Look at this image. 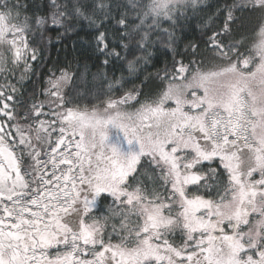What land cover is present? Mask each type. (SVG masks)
<instances>
[{
  "label": "snow or ice",
  "instance_id": "obj_1",
  "mask_svg": "<svg viewBox=\"0 0 264 264\" xmlns=\"http://www.w3.org/2000/svg\"><path fill=\"white\" fill-rule=\"evenodd\" d=\"M0 264H264V0H0Z\"/></svg>",
  "mask_w": 264,
  "mask_h": 264
},
{
  "label": "trees",
  "instance_id": "obj_2",
  "mask_svg": "<svg viewBox=\"0 0 264 264\" xmlns=\"http://www.w3.org/2000/svg\"><path fill=\"white\" fill-rule=\"evenodd\" d=\"M185 37V43H200L201 49H203L204 45L202 41L206 39V37L202 36L201 30L197 27V25L193 24V30L185 29L184 33ZM85 39L84 34L82 33L80 37H73L71 40L66 41V44L58 45L56 47H53L50 50V54L52 57L51 61H48V67L52 66V61H55L57 58L62 61L66 62L67 59L76 60H90L91 63H95L93 54L87 50L86 45H81L80 41ZM87 39H91V37H87ZM258 36L255 33L250 34V41L255 43L257 42ZM76 42L75 51H73V42ZM183 47V45H182ZM47 68H42L40 71L47 72ZM95 71V69H92ZM33 86H35L37 89L39 88V85H34V83L27 84V92L30 93Z\"/></svg>",
  "mask_w": 264,
  "mask_h": 264
},
{
  "label": "rangeland",
  "instance_id": "obj_3",
  "mask_svg": "<svg viewBox=\"0 0 264 264\" xmlns=\"http://www.w3.org/2000/svg\"><path fill=\"white\" fill-rule=\"evenodd\" d=\"M258 39H259V37H258ZM258 39H257V42H258Z\"/></svg>",
  "mask_w": 264,
  "mask_h": 264
}]
</instances>
